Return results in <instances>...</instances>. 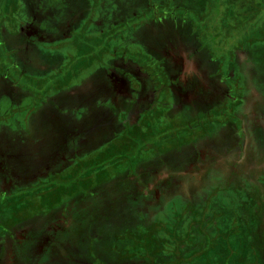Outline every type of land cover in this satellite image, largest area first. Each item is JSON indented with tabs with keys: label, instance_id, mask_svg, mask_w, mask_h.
<instances>
[{
	"label": "rangeland",
	"instance_id": "374dc122",
	"mask_svg": "<svg viewBox=\"0 0 264 264\" xmlns=\"http://www.w3.org/2000/svg\"><path fill=\"white\" fill-rule=\"evenodd\" d=\"M5 1L0 0V22L1 17H3L2 9L5 7ZM131 1L134 0H125L126 3ZM250 1L254 2L255 0H237L233 3L232 0H210L207 7H200L201 11H185L187 17L191 18L192 21L198 20L194 23V30L200 36V42L206 47V52L220 62V70L224 74L227 72V64L236 62L239 55L245 56L248 60V62L242 63L237 74L241 76L244 84L243 89H245V104L240 107L241 112L243 114L251 113V115L244 116L245 119L240 132L241 135L243 134V146L240 149L243 150L242 159L233 151L229 155L231 159L227 161V164H221V160L217 158V155L224 148H233L235 142L237 143V138L230 133L222 135L221 133L227 129V126L225 128L220 123L214 122L212 132L216 143L211 144L207 142L206 138L202 139L206 143H203L204 148L200 151L198 165H194L195 162L191 160L192 152L189 151L186 154L173 156L175 160L171 161L173 163L170 167H168L170 164L167 167L163 165L154 166L155 172H160V175L164 174V170H170L172 174L171 181H182L179 185L171 182V187L169 186V190L166 192V190H161L162 187L159 185L162 184L153 185L152 178L146 176L145 180L148 181L151 191L149 200L155 199L156 196L158 198L161 194V202H158V205L163 206L162 210L167 209L169 204L176 201V199L178 200L181 195H195L206 182L204 192L208 194L207 191H210L209 195L212 196L216 190H226L223 204L231 211L233 210L242 215L244 221L248 220L250 223V218L253 221L255 220V213L258 211V209H255L258 207L255 205V201L259 198L256 196L259 192L257 183H262L258 180L259 177L264 179V2H262L260 9H253L254 6H259L260 3L255 1L259 3H255V5ZM157 11L160 14L166 13V10L162 8L157 9ZM153 13L145 10L143 14L134 15L130 19L132 22H143L145 19H151ZM167 13L169 12L167 11ZM176 15H182V12L178 11ZM130 19L129 23L132 25ZM199 19L201 20L199 21ZM129 23L124 26V29L131 27ZM119 30L121 29H115L116 33ZM78 35L79 33L73 34L69 41L66 40L67 49L63 52L65 58L63 63L60 62L61 65L52 66L47 72L44 66L42 69L46 73L43 71L44 73H41L36 79L29 80L22 76L21 69H14L12 65L9 66L12 63L14 54L7 47L1 45L0 37V55L3 52L0 69L9 75L11 80L14 78V81H19L22 85L26 84L29 90H26L29 94L18 95L19 100H21L18 104L12 103L7 95L1 98L0 153L5 146V153L9 154L13 160L9 162V165L5 163V168L2 165L0 171L4 170V174L12 178L16 175L28 180L30 178H27V176L32 177L35 174H41L47 168L51 170L59 168L61 162L56 161L53 165L50 156L56 157L55 154H58L59 157L63 158L65 156L66 158L72 154V149H76V153L79 151L75 159L70 160L69 165L66 164L64 173L48 177L47 181L26 188L27 192H30L31 189L32 191L36 190V186L43 188L44 191H42L38 205L41 208L39 210H42V212L49 211L52 206H60L69 199L70 206L67 207L64 214L56 212L46 220H41V223H37V230L29 226L27 227V233L20 231L18 233L20 236L25 233L24 240L21 242V252L17 257H12L13 254L9 253L4 264H8V262H11L10 264H62L66 255L75 253L74 250H76L77 244L86 243L85 239L88 236L93 237L94 229L114 226V216H117L120 220H122V217L130 216L131 211H133L130 207L132 202L135 204L138 202L136 208L141 210L145 207H143L145 201L136 195L137 183H134L131 179L126 183L121 182V176L129 170L134 154L138 155L139 148L128 149L125 146L127 139L134 135L138 127L122 128L123 131L115 139L103 148L97 149V144L94 141L82 144L81 140L84 136L80 134L79 127L74 128L72 124V121L75 125L79 124L84 117L88 119L90 110L86 106L92 104L95 100L92 97L94 93H90L84 83L99 84L93 82L94 78H92L94 74H97V71H95L97 64L93 66L91 63H86L83 66L75 67L73 66L74 62L67 59L80 55L81 48L78 39L73 41V39L78 38ZM258 40H262V43H258ZM93 43L95 46L96 41H93ZM102 43L104 45L103 41ZM103 45L99 47L100 51L103 49ZM130 50L132 54L137 56L142 53L139 46L130 47ZM9 54L10 58L8 57ZM16 56L18 57L20 54L16 53ZM22 58L25 60L24 57ZM91 58H93L92 55ZM91 62L93 61L91 60ZM187 68L188 73L186 74H190L192 81L194 68L192 65L190 69ZM209 72L212 73V70ZM209 76H201L199 79L202 86H199V94L196 96L198 98L201 96L203 98L207 97L210 102L217 103L220 100L217 96L212 98L208 96L210 93L216 92L213 89L216 77L213 76L207 80ZM209 82L208 89H211L210 92L204 86ZM186 85L188 91H196L195 84L189 83ZM235 88L237 90V87L234 86L232 91ZM233 93L235 94V91ZM215 103L212 104L213 106L208 105V107L213 108ZM234 105H237V103H234ZM72 107H80L81 109ZM215 108V110H220L219 107ZM222 108L226 110V114L229 113L230 103ZM78 110L81 111V114L78 113ZM66 112L70 115L68 120L65 117ZM163 113L164 110H162ZM14 114L16 115L15 119H10L9 117ZM75 114H78V116L72 117ZM212 114L214 118L215 112ZM21 119L22 125L18 123ZM154 120L159 130L155 137L148 141L151 145L155 144L154 141L160 140L159 134L166 130L165 126L173 127V123L165 122L163 117ZM159 122L161 123L159 124ZM146 124L147 122L143 121L140 126ZM238 140H240V137H238ZM161 143V147H163L164 142L161 141ZM154 148H156V145ZM154 150H152V154H156ZM19 154L22 155L19 156ZM147 155L148 153L145 152L144 156ZM238 161L242 162L239 163L241 167L237 178H235L232 173L234 174V165ZM208 162H210L209 167L207 166ZM219 169H222V171L217 178L216 172ZM204 171H207L209 176L205 178V181H202V177L205 176H202ZM211 173L212 175H210ZM151 175H153V172ZM256 175L259 176L255 179ZM28 182L31 183L29 180ZM92 186L94 188L89 189ZM80 192L85 195L75 198ZM73 193L75 195L70 198ZM139 193L140 197L149 198L142 191H139ZM217 196L212 197L217 198ZM259 196L264 197V192ZM34 210L36 208L31 209V211ZM144 210L146 214L151 216V213L154 214L157 210V206L149 204ZM100 216L105 220L98 227L101 221ZM67 222L68 227L65 228ZM136 226H141L139 221L136 222ZM129 229L128 227L127 230ZM127 230L125 229V232ZM29 231H32V233H29ZM9 245L10 243H8V247ZM99 259L96 258V262Z\"/></svg>",
	"mask_w": 264,
	"mask_h": 264
},
{
	"label": "flooded vegetation",
	"instance_id": "af4514ba",
	"mask_svg": "<svg viewBox=\"0 0 264 264\" xmlns=\"http://www.w3.org/2000/svg\"><path fill=\"white\" fill-rule=\"evenodd\" d=\"M157 9L158 5L153 0H134L130 3H126L125 0H6L0 22L1 45L7 47L14 54L12 63L9 66L12 65L14 69H21L22 76L27 80L36 79L37 76L44 73L45 71L42 69L44 66L47 72L50 67L61 65L60 62L63 63L65 58L63 52L67 49L66 40L69 41L73 34L79 33L78 38L73 39V41L78 39L81 48L80 55L67 59L74 62L73 66L75 67L83 66L86 63H91L93 66L97 64L95 67L97 74H94L92 78H94L93 82L99 83L95 85H90L88 82L84 83L89 92L94 93L92 97L95 100L92 104L86 106L90 110L88 119L84 117L77 125L72 121L74 128L79 127L80 134L84 136L81 140L82 144L94 141L97 144L96 148L101 149L115 139L123 131L122 128H147L149 124L147 127L140 126V124L143 121L149 122L151 120V130L157 133L159 129L156 126L155 118L162 119L163 117L165 122L173 123V127L165 126V131L173 128L177 133L165 135V131H162L159 134L160 140L155 142L161 146V141L164 142L163 145L166 147L162 148H169L170 150L159 152L150 162L149 158L146 159L143 153L140 164L134 169L135 173L131 172V167H129V170L121 176L122 183H126L130 179L137 181L136 195L145 201L144 208L149 204L157 206V210L154 214L151 213V216L162 212L163 207L159 206L160 204L158 205V202H161V194L160 197L157 198L156 196L155 199L149 200L151 191L148 181L145 180L146 176L152 178L153 185L162 184L159 186L162 187L161 190H166V192L169 190V186L171 187V182L176 185L182 183V181H171L172 174L170 170H164V174L160 175V172H155L154 166L163 165L167 167L170 164L168 166L170 167L173 163L171 161L175 160L173 156L186 154L189 151L192 152L191 160L195 162L194 165H198L200 151L204 148L203 143H206L202 139L206 138L207 142L211 144L216 143L212 132L215 122L212 113L216 109L215 107H219L220 110H215L214 118L221 120L216 123L220 122L225 128L227 126V129L221 134L230 133L237 138L235 146L229 149L224 148L219 152L217 158L221 160V164H227V161L231 159L229 155L234 151L242 159L243 150L240 149L243 146V134L241 135L240 132L245 117L251 115V113L243 114L241 112L240 107L245 104V89H243L244 84L241 76L237 74L242 63L248 62L246 57L239 55L236 62L227 64V72L224 74L220 70V62L206 52V47L200 42V36L192 26L187 22L174 18L175 14H173L174 16H171L170 13L160 14ZM145 10L154 11L156 14L153 13L151 19H145L143 22H132L130 19L132 16L141 15ZM129 19L133 23L132 25L129 23ZM127 23L131 27L124 29V26L128 25ZM115 29L121 30L116 33ZM93 41L98 44L96 46L95 43L96 47ZM87 44L89 45L85 47ZM101 45H103V49L100 51L99 47ZM134 46H139L142 49V53L138 56L131 53L130 47ZM87 49L89 51H86ZM16 53L20 56L17 57ZM91 55L93 58H91ZM2 56L3 52H1L0 61ZM8 57L10 58V54ZM191 65L194 68L192 81L190 74H186L188 73L187 67L190 69ZM210 70H212V73L209 72ZM204 71L206 72L203 73ZM6 74L0 69V101L4 95H7L12 103L18 104L21 101L19 96L29 94V92H26L28 89H23L22 83L14 81V78L11 80L9 75ZM208 75H210V78L208 77L207 80L213 76L216 77L213 85L216 92L210 93L208 96L211 98L217 96L220 99L217 103L210 102L207 97L203 98L201 96L198 98L196 96L199 94V86H202L199 79L201 76ZM189 83L195 84L196 91L191 92L186 89V84ZM208 85H210V82L204 85L206 90ZM234 86L237 87V90L236 88L233 89L235 94L232 91ZM208 91L210 92L211 89L209 88ZM213 103H215V106L209 108L208 105ZM227 103H230V110L226 114V110L222 107ZM234 103H237V105H234ZM72 108L81 109L80 107ZM154 109H157L156 112L159 115L154 113ZM162 110H164L163 114ZM78 113L81 114V111L78 110ZM15 116L14 114L9 118L15 119ZM69 116V113L66 112V120ZM76 116L78 114L72 117ZM234 118L241 120L240 128L236 126L234 121H231ZM18 123L22 125V119ZM181 124L185 125L182 126ZM238 137H240V140H238ZM170 145L173 146L169 147ZM71 151L72 154L66 158L65 156L63 158L59 157L58 154H55L56 157H49L52 159L53 163H50L53 165L56 161L61 162L57 170L47 168L46 173L42 172L32 177L27 176V178H30L28 180L46 179L65 171L66 164L69 165V161L75 159L79 152L76 153V149ZM11 160L13 158L5 153L4 146L0 153V168L2 165L5 168V163L9 165ZM241 162L238 161L234 165V174L232 173V175L235 178L238 176L241 167L239 163ZM207 166H210V162ZM227 168L226 170H228ZM3 171H0V189L3 192H12L22 184L28 183V180L21 178L22 176L14 175V178H12L5 175ZM151 171L153 175H151ZM221 171L222 169H219L216 172L217 178L221 175ZM203 175L205 176L202 177V181H205L209 173L204 171ZM204 187H206V182L195 195H181L179 198H190L189 200H193L197 204L205 202L208 197L207 193L204 192ZM205 190L207 191V189ZM139 191H142L149 198L140 197ZM207 192L209 193V191ZM201 196L204 197L202 202L200 200ZM137 204L138 202L136 204L132 202L130 205L133 210L130 216L122 217V220L114 216L113 220L117 224H114V226L123 227L131 224L138 211L146 214L144 208L142 210L136 208ZM57 213L64 214L65 211ZM100 218L101 221L98 227L105 220L102 216ZM37 223L41 222L23 224L6 231L4 237L0 238V264H4L9 253L13 254L12 257H17L20 254L21 242L24 240L25 233H27V227L32 226L37 230ZM65 225V228H67L68 222ZM97 229H94L95 233H97ZM20 231H25V233L20 236L18 234ZM29 233H32V231H29ZM8 243H10L9 247ZM74 252L72 255H66L62 264H72L78 250H74ZM10 263L8 262V264Z\"/></svg>",
	"mask_w": 264,
	"mask_h": 264
},
{
	"label": "trees",
	"instance_id": "16d2710c",
	"mask_svg": "<svg viewBox=\"0 0 264 264\" xmlns=\"http://www.w3.org/2000/svg\"><path fill=\"white\" fill-rule=\"evenodd\" d=\"M209 1L153 0L158 5V9L166 10L165 14L168 11L171 16L175 14L174 18L187 22L193 29L195 21L198 20L192 21L185 11H201L200 7H207ZM235 1L237 0H232V3ZM255 1L260 5H256ZM255 1H250L256 5L253 9H260L264 0ZM178 11L182 12V15H176ZM258 43H262V40H258ZM22 87L27 89L26 84ZM153 111L157 113V109ZM213 119L215 122L221 121L218 118ZM231 121H234L238 128L241 127V120L238 118ZM151 123L152 121L149 120L145 125L147 127L149 124L148 130L139 127L126 141L125 146L128 149L139 148L138 155L134 154L133 162H131V172L135 173L134 169L140 164L143 153H148L146 159L149 158L150 162L159 152L170 150L163 149L166 146L162 148L155 141L154 145L148 143L156 135V132L151 130ZM165 133V135H171L177 132L172 128ZM155 145L156 148H154ZM171 146L173 145L169 147ZM152 150L156 154H152ZM259 175H256L255 179ZM46 179H35L30 181L31 183L28 182L29 184H22L12 192H3L0 189V238L4 237L8 229L27 223L42 222L41 220H46L52 214L67 209L70 199L60 206H52L47 212L39 210L41 208L38 205L43 188L36 186V190L31 189L30 192H27L26 188L47 181ZM258 180L262 182L257 183L259 192L256 196L259 198L255 201V205L258 206L255 209L259 212L255 213L254 221L250 218V223L248 220L244 221L242 215L231 211L223 204L225 191L222 189L216 190L217 198L212 197H216L215 193L210 196V191L207 194L208 201L202 202L204 197L201 196L200 204L194 203L193 200H189L190 198L181 197L156 215L150 216L138 211L131 224L97 229L93 237L88 236L85 239L86 243L77 244L78 254L74 256L72 264H96L97 262L98 264H264V197L259 196L264 192V179L259 177ZM133 181L137 182L135 179ZM93 188L94 186L89 189ZM73 195L75 194H71L70 198ZM80 195L85 194L80 192L75 198ZM29 196L31 197L28 199ZM33 208L36 210L31 211ZM137 221L140 227L136 226ZM128 227L129 230H127ZM96 258H100L99 261L96 262Z\"/></svg>",
	"mask_w": 264,
	"mask_h": 264
}]
</instances>
